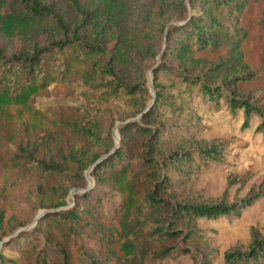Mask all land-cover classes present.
Masks as SVG:
<instances>
[{
	"label": "trees",
	"instance_id": "1",
	"mask_svg": "<svg viewBox=\"0 0 264 264\" xmlns=\"http://www.w3.org/2000/svg\"><path fill=\"white\" fill-rule=\"evenodd\" d=\"M0 36L22 43L0 47V264H215L200 219L240 216L264 181L204 191L227 143L206 136L196 103L245 127L258 117L264 134V0H0ZM58 82L86 101L37 106ZM15 173L37 179L30 228L4 223ZM221 264H264V228Z\"/></svg>",
	"mask_w": 264,
	"mask_h": 264
},
{
	"label": "rangeland",
	"instance_id": "2",
	"mask_svg": "<svg viewBox=\"0 0 264 264\" xmlns=\"http://www.w3.org/2000/svg\"><path fill=\"white\" fill-rule=\"evenodd\" d=\"M21 45L19 38L0 36V47H4L8 52L20 48ZM159 58L160 55L157 56V59ZM154 61L147 62V75L151 90L154 89L151 80ZM85 101V98L75 92L72 86L63 82L51 84L34 99V103L39 107L61 103L77 104ZM196 106L207 125L206 136L227 143L223 159L216 162L200 179L204 191L214 196H221L228 188V196L232 198L237 194L244 195L252 184L264 181V134L256 130L260 118H253L251 125L245 127L243 114H235L225 105L219 110L204 103H196ZM117 127L116 125L114 128L116 139ZM14 148L15 144L9 147L10 150ZM89 172L88 168L85 174L88 183L93 186L94 180ZM247 173L250 178L245 186H240L239 183L228 185L229 178L233 175H246ZM36 185L37 179L34 174L15 173L12 176L8 194L2 203L5 207L4 223L18 222L26 228H30L36 223L38 215L43 210L37 205ZM199 222L206 228L211 245L217 248L215 264H221L226 248L236 242H249L252 226L264 228V198L244 209L240 216L222 215L216 219H200ZM3 247V240L0 239V248ZM4 250L12 251L9 247H5ZM163 264H193V259L188 255H183L176 259L167 258Z\"/></svg>",
	"mask_w": 264,
	"mask_h": 264
},
{
	"label": "water",
	"instance_id": "3",
	"mask_svg": "<svg viewBox=\"0 0 264 264\" xmlns=\"http://www.w3.org/2000/svg\"><path fill=\"white\" fill-rule=\"evenodd\" d=\"M152 82H153V77H152ZM152 91H154V89L152 90ZM116 130H117V132H118V135H117V141L119 142V140H120V132H119V128L117 127L116 128ZM90 173V172H89ZM88 175V174H87Z\"/></svg>",
	"mask_w": 264,
	"mask_h": 264
}]
</instances>
